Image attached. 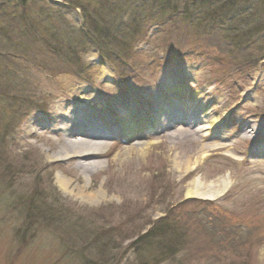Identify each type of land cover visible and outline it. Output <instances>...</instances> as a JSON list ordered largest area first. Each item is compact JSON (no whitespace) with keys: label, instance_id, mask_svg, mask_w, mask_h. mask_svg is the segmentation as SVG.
Returning <instances> with one entry per match:
<instances>
[{"label":"rangeland","instance_id":"1","mask_svg":"<svg viewBox=\"0 0 264 264\" xmlns=\"http://www.w3.org/2000/svg\"><path fill=\"white\" fill-rule=\"evenodd\" d=\"M91 1L83 13L72 9L69 25L92 30L93 18L108 24L121 17L115 9L100 14L104 2L114 8L138 2ZM258 1L235 4L249 15L243 26L226 22L235 28L230 47L183 22L170 44L150 24L140 25L145 17L136 16L116 45L129 53L124 62L111 64L90 45L80 49V66L69 73L43 51L34 56L31 48L26 57H16L9 41L0 39V264H93L89 261L98 257L84 241L95 243L100 234L121 245L112 249L107 243L118 264L148 261L151 253L142 258L132 244L170 207L168 219L184 237L178 256L183 264H264V27H258L264 4ZM55 3L70 7L59 0H28L26 23L48 19L56 25L62 12L49 5ZM166 114L163 133L126 139L123 125L149 124ZM101 119L116 133L101 142L103 155L80 161L100 163L99 168L88 171L77 160L53 159L68 135L64 131ZM211 122L216 124L209 131ZM100 128L91 134L99 135ZM69 140L87 138L74 133ZM210 145L216 146L207 149ZM57 173L71 180L67 192L58 186ZM224 178L230 184L214 206L241 226L244 236L242 245L220 254L211 244L206 247L207 232L192 215L210 214V205L198 204L209 202L188 197L187 191L195 179L205 192ZM74 239L79 243L68 252Z\"/></svg>","mask_w":264,"mask_h":264},{"label":"trees","instance_id":"2","mask_svg":"<svg viewBox=\"0 0 264 264\" xmlns=\"http://www.w3.org/2000/svg\"><path fill=\"white\" fill-rule=\"evenodd\" d=\"M59 1L70 5V7L57 3L49 4L58 11H61L62 14L56 19V25L54 23L48 25V19L46 22L43 20L39 24L32 20L26 23V18L28 17L26 16L25 7L28 4V0H0V20L3 22V25H0V39L9 41L10 44L8 45L12 48L14 47L9 51L18 53L16 57L29 55L31 48L35 51L34 56L43 51L60 63L58 68L62 72L69 73L74 70L73 67L80 66V63L76 62L80 49L90 45L98 47L102 55L111 64L124 62L129 53L122 48L116 49V45L120 39L123 41L124 37L121 35L125 36V33L131 29L133 19L136 16H140L137 17L139 19H141V16L145 17L144 20L141 19L140 25L144 24L143 27H145L150 24V27L154 28L157 34L164 33L165 36L163 38L170 44L172 43V38L178 34L175 30L177 23L183 22L185 26L191 27L198 32L202 30L201 33L204 34V37L217 40L223 39L224 42H227L225 44L230 47L232 43L229 42L228 38L235 37V28H227L225 26L226 22L228 20L234 21L238 25L243 26L241 25V21H245L249 15L246 11L236 10L235 4L248 2L245 5H254L255 0H138L137 3L135 2L133 5L128 4L127 6L125 3L121 4L118 2L119 5L116 8H114V3L106 1L99 7L100 9L98 8L99 13L101 14L103 11L111 13L115 9L121 17L111 20L112 22L109 21L108 24L103 18L102 23H99L98 19L93 18L92 21L96 24L92 30L84 24L79 27L71 26L68 24V21L70 22L71 20L72 9L81 10L83 13L86 10L84 3H87L90 8L93 5V1ZM258 2L264 4V0ZM247 10H251V8ZM19 11H21V14H19ZM48 16L50 19V15ZM86 19L89 20L87 15L84 14V21ZM129 19L130 23H128ZM59 20L60 26H58ZM258 27L263 28L264 23L260 21V26ZM39 28H42V34L37 32ZM33 29L36 31H33ZM6 56L7 58L4 59L9 60L8 56L10 55L7 54ZM40 59H42V56ZM11 61L14 62L12 56ZM115 68L119 70L118 67ZM73 74L77 76V73L74 72ZM198 204L210 205V214L206 211H203L201 214L192 213V215L197 217L199 227L207 232V235L204 236L209 239L206 247L211 244V246L218 248L220 254H224L239 247V244L242 245L241 239L244 236V232L241 226L231 222L223 212H217L214 204L201 202ZM170 209L171 207L164 212V217L155 223H149L148 226L152 225V228L145 235L139 236L132 244L134 253H141L140 256L142 258L146 256L142 255V253H147V251L149 254L151 253L148 261L143 259L144 261H141L139 264H153L149 262L152 259H155L156 264H164L168 260H172L173 264H183V259L181 257L178 259V256L183 249L184 237L182 238L183 234H178V231L175 229L176 223L168 219L173 212L169 211ZM67 219L69 221V218ZM96 238L95 243L84 241L85 248L88 250L90 248L94 249L95 256L98 257V259L92 258L89 262L93 264H118L116 257H112L111 252V257H109L107 243H109L112 249L121 247V245L107 234L102 236L100 234ZM104 238H108L109 241L104 242ZM78 243L77 240H72L71 245H68V252L73 249L74 245H78ZM85 248L81 251L83 254L85 253ZM86 262L88 263V261Z\"/></svg>","mask_w":264,"mask_h":264},{"label":"bare ground","instance_id":"3","mask_svg":"<svg viewBox=\"0 0 264 264\" xmlns=\"http://www.w3.org/2000/svg\"><path fill=\"white\" fill-rule=\"evenodd\" d=\"M167 114L163 116H159L156 119H153V122H147L140 123V124H125L123 125L122 129L124 131L125 137L127 140H136L140 137L141 134H156L162 131V133L165 130L164 125H162V121L166 118H168ZM189 120L187 119L183 123H188ZM215 122L209 123L208 127L206 128L207 130L213 129ZM149 125V126H148ZM189 126V124H188ZM97 127H102L105 131H109L110 133H116V131L111 127L110 121L107 119H101L97 123H89V124H75L73 127L69 128L68 130L64 131L65 133L68 132V135L66 137H62V141L64 143L63 146L60 147V151L57 153L56 157L53 159H66L67 161H74L77 160V165L82 169H86L88 171H94L97 168L100 167V163L97 164H85L83 165L80 161H88L93 158H97L98 156H101L105 153V145L104 142L107 140V138H104V136H101V134H91L94 132V129ZM83 129V130H81ZM80 130V131H79ZM63 131V130H60ZM210 131V130H209ZM74 133H77V135L86 137L87 140L80 141V142H71L69 140V137L72 136ZM198 132H193L192 134H197ZM207 136H204V140L206 139ZM95 141V142H93ZM216 145H210L206 146L207 149L214 148ZM146 147V146H145ZM143 149V148H142ZM144 150H140V152H143ZM56 181L60 189H62L63 192H67L71 180L68 178L64 177L61 173H57L56 175ZM199 180L195 179L193 180L192 188L189 187L187 191V196L188 197H199L200 199H206V200H211L215 201L217 200L222 194L223 191L229 186V181L228 179L224 178L221 183H218L219 186H214L216 189L214 190L211 186L209 187H204L205 192H202V189L200 187L202 186L201 183L198 182ZM215 191V193H212ZM82 194V191H80Z\"/></svg>","mask_w":264,"mask_h":264}]
</instances>
